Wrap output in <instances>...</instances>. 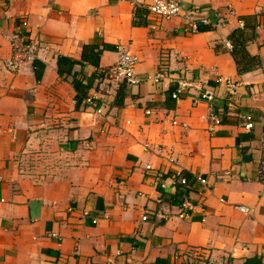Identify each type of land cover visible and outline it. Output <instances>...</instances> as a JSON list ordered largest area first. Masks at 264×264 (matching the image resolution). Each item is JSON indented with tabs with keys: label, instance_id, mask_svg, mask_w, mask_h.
Listing matches in <instances>:
<instances>
[{
	"label": "crops",
	"instance_id": "crops-1",
	"mask_svg": "<svg viewBox=\"0 0 264 264\" xmlns=\"http://www.w3.org/2000/svg\"><path fill=\"white\" fill-rule=\"evenodd\" d=\"M151 1L0 0V264H192L176 255L194 248L199 264H264V0H179L220 23L196 33ZM20 19L48 44L38 78L34 63L2 67ZM232 35L245 41L236 59ZM87 43L106 48L73 69L95 75L86 96L101 115L57 72ZM119 44L137 56L136 85L108 72ZM205 90L221 116L212 132ZM184 199L194 207L180 218Z\"/></svg>",
	"mask_w": 264,
	"mask_h": 264
},
{
	"label": "built area",
	"instance_id": "built-area-1",
	"mask_svg": "<svg viewBox=\"0 0 264 264\" xmlns=\"http://www.w3.org/2000/svg\"><path fill=\"white\" fill-rule=\"evenodd\" d=\"M148 11L157 17L163 19H169L174 16L181 15L185 20V29L190 33L198 32L201 27L205 25H210L212 28H216L219 26V22L212 23L209 19V16L204 8L198 7H184L179 0H152L148 5ZM242 23V22H240ZM28 21L26 19H20L15 23L13 31L9 35L11 54L8 58H5L1 61L2 67L5 71L15 73L22 66L26 64L33 63L41 50H47L48 44L45 42H40L35 39L29 38V33L27 30ZM118 51V59L115 65H113L108 72H110L114 77L124 81L128 85H136L139 83V78L135 74V65L138 62L137 56L132 53L128 47L125 45L119 44L117 45ZM165 71L160 69L153 80L157 82L161 78H163ZM227 89L230 95L235 93V84L227 81ZM185 86L184 83H179V87L176 91L172 93V97L177 99L179 96V92ZM200 98L207 102L209 106V111L206 115L202 116L208 123V129L210 132L214 131L215 127L221 124V116L214 112L211 108V103L213 101L214 95L211 91L205 90L200 93ZM84 104L90 107H93L94 112L97 115H101L103 113V109L105 107V103H97L95 96L88 95L84 99ZM146 113H150L149 110H146ZM173 124H177L176 119L172 120ZM182 127H186V123H181ZM253 126L252 121H247L244 125L246 129H250ZM146 169L150 168V165H146ZM179 182L186 186L188 185V180L184 176H179ZM199 182L202 184H206L207 181L204 178H199ZM194 204L188 200H182L177 208L178 211L176 213L177 217L183 218L186 217L189 212L193 209ZM237 209L244 213H249L250 208L246 205H235ZM165 218H169L166 216ZM142 220H146V215H142ZM96 219H93V222H96ZM50 236H57L55 232L49 233ZM201 249H190L188 252L183 253L181 255H176L183 257L190 262H198L200 263L205 257L202 254ZM105 264H115L107 261ZM263 264V263H261Z\"/></svg>",
	"mask_w": 264,
	"mask_h": 264
},
{
	"label": "trees",
	"instance_id": "trees-1",
	"mask_svg": "<svg viewBox=\"0 0 264 264\" xmlns=\"http://www.w3.org/2000/svg\"><path fill=\"white\" fill-rule=\"evenodd\" d=\"M141 23L140 21L137 22ZM204 27L201 28V30ZM233 36V35H232ZM231 41H232V45H231V53L233 54V56L235 57V59L237 58V50L235 49L236 46L238 48V50L244 51L245 49V41L240 40V39H236L234 36L231 37ZM106 48V45L103 44L102 46H99L96 43H87L84 44L82 46V53H81V58L80 59H75L69 56H64V55H60L57 58V72L61 77H65L71 78V84L76 92V102L79 103L81 101V99L85 96L86 97V93L87 90L89 89V87L91 86V83L93 81V79L95 78V75H93L92 77L88 78L85 82H83L84 78L80 76L79 72L74 71V66L76 64L79 65H83L84 63H90V64H94L97 65L99 62V57L101 52ZM117 49V47H116ZM238 59H237V64H238ZM35 65V75L37 76V78L40 76V67H43V65H41L38 62H33ZM124 82V81H121ZM120 89L117 92V95H119L120 93ZM84 97V98H85ZM192 264H199L196 262H193Z\"/></svg>",
	"mask_w": 264,
	"mask_h": 264
}]
</instances>
